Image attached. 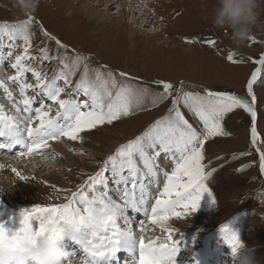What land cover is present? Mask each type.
<instances>
[{"label": "rangeland", "instance_id": "obj_1", "mask_svg": "<svg viewBox=\"0 0 264 264\" xmlns=\"http://www.w3.org/2000/svg\"><path fill=\"white\" fill-rule=\"evenodd\" d=\"M121 1L116 0L111 5H106V2L100 0H80L73 8L70 0H39L37 10L30 15L34 20L31 29L34 41L30 49V54L36 57L32 62L33 66L46 72L49 78L62 67L58 60L40 59L41 48H50L52 56L57 55L58 49L54 40L44 37L41 31L43 26L44 30L67 45L69 56L80 53L89 58L88 63L92 68L106 65L117 76L123 71L128 74L130 82L134 85L163 91L162 85H157L156 81L171 82L177 88L183 82L184 91H199L201 94L204 89L228 91L250 99L247 97V82L258 67L251 61L264 55V31H257L254 39L237 48L232 43L229 30L215 28L211 23L214 0H123V7ZM90 6L96 10H91L88 14L85 7ZM120 9H123V13L116 12ZM94 12H107L110 22L100 17L97 19L93 16ZM28 17L29 15L20 12L15 0H0V24L18 23ZM131 17H134L133 21ZM156 30L162 32H152ZM209 41H213L214 45ZM12 43L22 45L23 42L8 41L5 37L0 46V52L5 55L9 51L13 52V56L3 64L8 75L15 74V70L10 68V63L14 62L15 55L23 50L22 47L10 48L8 45ZM59 51L64 52L63 49ZM229 53H233L234 59L241 62L228 61ZM27 76L28 82L35 83L31 73ZM79 78L78 72L72 78V87H75ZM60 83L63 86V82ZM9 85L14 96L19 99L18 88L10 81ZM254 93L257 97V118L254 122L258 133L257 143H252L253 121L250 114L244 109H234L222 122L228 135L211 137L204 144L202 163L205 165V172L212 173L206 183L217 203L213 205L211 198L205 194L197 211L189 210L187 214L177 217L178 224L182 226L181 230L169 228L174 231L171 232L172 239L181 241L180 247L184 243L187 244L177 256V264H196L194 261H199V251L203 249L205 240L210 251V245L214 244L219 247L217 251L223 254L222 260L215 254L217 264H230L231 248L225 243L222 232V226L228 221L231 229L239 233L242 242L256 248L261 264H264V171L260 168V152L264 151V73L261 80L254 85ZM29 94L34 93L29 90ZM70 95L73 93L68 89L62 98H68ZM44 102L52 106V115H55L57 106L51 101ZM0 104H3L5 109L12 104L2 89ZM38 106L39 102L33 105L34 108ZM171 106L172 97H169L158 106L140 111L131 118L86 130L80 133L82 140L61 138V141L64 140L61 145L65 155L60 156L61 153L55 150L52 152L53 148L48 151L55 153L53 157L50 154L48 159L49 162L55 163L53 167H42L40 171V164L35 162L27 167H21V163L16 165L21 167V176L27 179H21L16 171L5 167L4 173L13 178L9 179L6 175H1L0 178L2 181H8L9 186L6 191L0 185V221L15 219L17 223L14 227H18L19 212L22 209L67 202L66 197L70 192L77 191L88 176L99 171L108 156L114 155L119 146L135 139L156 120L166 116ZM182 110L190 123H193L198 131L201 130L202 125L192 113L187 109ZM47 149L38 150L33 156L41 157ZM0 155L4 160L8 158L5 162L12 157L22 158L17 152ZM23 157L26 161L30 158ZM138 164L143 167L139 160ZM157 164L160 184L152 183L155 189L158 185V189L161 188V185L167 182L163 173L171 174L175 168V162L165 159L163 153ZM150 185L149 189H152ZM109 188V196L117 199L120 193L115 190L116 185L113 183ZM156 198L157 195L152 199V206ZM116 202L120 203L118 199ZM149 219L151 221V215ZM119 223L124 226L122 220ZM132 228L133 231H138L136 225H132ZM147 229L140 231L137 238L143 237L148 242L153 238V234L144 236L159 232L163 236L162 240L168 241V228L162 231V228H157V223H153Z\"/></svg>", "mask_w": 264, "mask_h": 264}, {"label": "snow or ice", "instance_id": "obj_2", "mask_svg": "<svg viewBox=\"0 0 264 264\" xmlns=\"http://www.w3.org/2000/svg\"><path fill=\"white\" fill-rule=\"evenodd\" d=\"M33 23L29 15L28 19L18 23L0 24V46L5 37L8 41L23 42L22 45H8L13 49H23L10 63V68L15 70L14 75H8L3 68L13 52L9 51L6 55L0 52V89L15 109L14 114H8L4 105L0 104V150L11 151L19 145V155L30 156L38 150L47 149L49 141H58L63 137L72 141L82 140L80 133L86 130L131 118L140 111L158 106L169 97H172V106L166 116L156 120L135 139L119 146L114 155L108 156L99 171L88 176L77 191L70 192L66 197L67 202L22 209L18 227H14L17 223L15 219L0 221V246L15 247L19 240L30 235H43L46 224L59 216L75 225L78 235L71 244L86 254L87 258L77 261V264H102L105 259L115 257L121 248L129 252L138 251L137 264H177L181 241L172 239L171 230L168 241L145 243L143 237H136L127 211L132 209L145 215L149 213V185L159 183L157 160L162 153L165 159L175 162V168L171 174L163 173L167 182L150 208L153 223L163 226L172 216L180 217L189 210L197 211L205 194L211 198L213 205L217 203L206 183L212 173H206L202 163L204 144L211 137L228 135L222 122L234 109H244L250 114L253 121L252 143H257L258 133L254 123L257 118V97L254 85L264 73V55L251 61L258 67L247 82V97L250 99L228 91L204 89L203 94L199 91H184L183 82L177 88L173 83L163 80L156 81L157 85H162L163 91H155L132 84L131 78L123 71L117 76L106 65L92 68L88 63L89 58L80 53L69 56L67 45L41 26L44 37L54 40L58 49L57 55L52 56L50 48H41L40 59L58 60L62 65L49 78L46 72L32 63L36 60L30 54L34 41L31 30ZM209 43L214 45L213 41ZM60 49L64 52L60 53ZM227 60L241 62L234 59L233 53L227 55ZM78 72L80 78L72 87V78ZM28 73L32 74L35 83L28 82ZM9 81L18 88L19 99L14 96ZM68 89L73 95L62 98ZM29 90L34 94H29ZM45 100L57 106L55 115H52L53 108ZM37 102L39 106L34 108ZM182 109L192 113L202 125L201 130L198 131L190 123ZM138 160L143 167L138 164ZM260 168L264 171V151L260 152ZM16 174L20 176L19 172ZM20 178L27 179L25 176ZM110 181L116 185L115 190L120 193L122 203H117L108 195ZM178 208L184 211H177ZM121 220L123 227L119 223ZM34 222L38 227L33 233ZM222 232L225 243L234 253L241 243L239 233L228 224L222 226ZM70 253L73 257L76 254L75 251Z\"/></svg>", "mask_w": 264, "mask_h": 264}, {"label": "clouds", "instance_id": "obj_3", "mask_svg": "<svg viewBox=\"0 0 264 264\" xmlns=\"http://www.w3.org/2000/svg\"><path fill=\"white\" fill-rule=\"evenodd\" d=\"M15 3L22 14L31 15L39 0H15ZM211 23L215 28L229 30L232 43L242 47L257 31H264V0H214ZM37 227L34 222L33 233ZM77 235L73 223L57 216L46 224L43 235H30L19 240L15 247L0 246V264H74L68 249ZM229 256L230 264H261L256 248L242 241Z\"/></svg>", "mask_w": 264, "mask_h": 264}, {"label": "bare ground", "instance_id": "obj_4", "mask_svg": "<svg viewBox=\"0 0 264 264\" xmlns=\"http://www.w3.org/2000/svg\"><path fill=\"white\" fill-rule=\"evenodd\" d=\"M80 0H70V3H71V7H73V8H75V6H76V4L75 3H78ZM100 1H103V2H106V5L107 4H109L110 3V5L112 4V3H114L116 0H100ZM137 1H139V0H137ZM89 3V2H88ZM90 4V3H89ZM121 5H122V7L124 6V2H123V0L121 1ZM93 8H95V7H92V6H90L89 8H87V7H85V9H86V11L88 12V14H90L91 13V10H93V11H95L96 9H93ZM145 9V8H144ZM74 12V11H73ZM116 12H118V13H123V9H120V10H117ZM115 12V13H116ZM93 16L94 17H96L97 19H98V17H100V18H103L104 20H106V21H108V22H110V15L109 14H107V12H105V13H103V14H100V13H96V12H94L93 13ZM93 19V18H92ZM133 19H134V17H131V20L133 21ZM117 22H120V20H117ZM159 31H161L162 32V30H156V31H152V32H159ZM173 62V61H172ZM11 70H13V69H11ZM12 74H14V73H12ZM67 96V95H66ZM9 108V109H8ZM5 111L8 113V114H14L15 113V109L13 108V106H12V104H11V107L10 106H8V107H6V109H5ZM62 142H64V140L63 141H61V140H54V141H49V147H48V149L44 152L45 154H43L41 157L40 156H38V157H35V156H33V154L32 155H28V156H25V157H30V158H27V161H26V158H24V157H22V158H18V159H16V157H12L10 160H8V161H6L5 162V160L6 159H8L7 157H6V159L4 160V158L2 157V155H0V178H1V175H6V177L7 178H9V179H11V178H13V177H11L10 175H8V174H5L4 172V169H5V167L7 168V169H10V170H12V169H15L16 170V172H19L20 173V176L22 175V172H21V167H27V165L28 164H30V163H33V162H35V164H40L39 165V170L41 171V168L42 167H48V168H50V167H53L54 165H55V163H51V161L49 162L48 161V159L50 158V152H48L51 148H53V151L52 152H54V150L57 152V153H61L60 154V156H63V154L65 155V153H64V147L61 145V143ZM51 145H52V147H51ZM46 152H48V153H46ZM53 154H55V153H53ZM39 158H41V160L39 159ZM60 162H61V160H60ZM18 163H21V167H19V166H16ZM36 170V169H35ZM160 184V183H159ZM0 185L4 188V190H9L8 189V181H2V179H0ZM110 185H113V183L110 181L109 182V186ZM115 185V184H114ZM0 186V187H1ZM150 187H152V189H149V191H151L150 193H151V195H157V198H159V193L161 192V191H163V186L161 185V188H159L158 189V187H159V185H158V187H156V189H155V187L153 186V184H151L150 185ZM110 189V188H109ZM158 189V190H157ZM102 191H103V189H102ZM153 191H155V192H153ZM108 192H109V190H108ZM109 195V194H108ZM114 197H118V196H114ZM174 198V197H173ZM119 201H120V203H122V201H121V197L119 196L118 198H117ZM117 199L115 198V199H113V200H115V201H117ZM183 211V209H180V208H178L177 209V211ZM140 213H143V212H139V213H137V212H135V211H133V214L134 215H137V216H135L134 218H132L131 217V215H130V213L129 212H127V215L129 216V218L132 220V225H134L135 224V222H134V220L140 215ZM177 219H179V218H177V217H170L169 218V220L162 226L160 223H157V228H162V231H166L167 229L166 228H168V231H169V228L170 229H173V230H176V229H179V230H181L182 228V226H180L179 224H178V220ZM123 222V221H122ZM138 223H139V220H138ZM142 224H141V227L140 228H138V230L139 231H135L134 230V233H135V235H136V237H137V235H140L139 233H140V231H143L145 228L147 229V227H149L150 225H152L153 223H152V220L150 221V219H149V217H148V219L146 220H143V222H141ZM170 226V227H169ZM147 230H150V229H147ZM155 231V230H154ZM177 231V230H176ZM148 232V231H147ZM171 232H174V231H171ZM142 233V232H141ZM178 233V232H177ZM144 235V234H143ZM148 236H151V234L150 233H148L146 236H144V237H148ZM145 243H153V242H155V243H157V244H160V243H163V242H159L158 243V241L156 240V238L155 239H149L148 240V242H146V241H144ZM207 241L205 240L204 242H203V249L202 250H200L199 251V255H198V257H199V259H200V262H202V261H204V259H208V258H210V259H213L214 257H212V256H208L207 254H206V251H210L209 250V248L206 246V244L208 243H206ZM170 243V242H169ZM71 244V243H70ZM214 244H211L210 246H211V252L213 251V252H216L217 254H218V256H220L221 255V251H217V250H219V247H218V245L217 246H213ZM187 247V244L186 243H184V245L181 247V249L182 250H184L185 248ZM213 247H215V248H213ZM213 248V249H212ZM122 249V248H121ZM123 249H125V248H123ZM125 250H127V249H125ZM121 251V250H120ZM124 251V250H123ZM127 252L128 253H130V254H132L133 255V258L132 259H134V260H132V261H128L127 260V264H137V261H138V256H139V254H138V251L135 253V252H129L128 250H127ZM81 253H83V251L81 252ZM86 255V254H85ZM120 254L119 253H117L116 254V256L115 257H111L110 259L112 260V261H114L115 263L116 262H121L122 261V259L120 258V256H119ZM76 258H77V255H75L71 260L74 262V260H76ZM178 259L179 258H177V263H178ZM219 259H221L220 257H219ZM107 260V259H106ZM125 262V261H124ZM129 262V263H128ZM196 264H197V261H194ZM199 262V261H198ZM75 264H77V263H75ZM179 264H180V262H179ZM210 264H217V257L216 258H214V261L212 262V263H210Z\"/></svg>", "mask_w": 264, "mask_h": 264}]
</instances>
